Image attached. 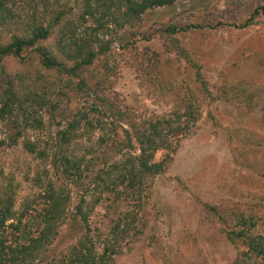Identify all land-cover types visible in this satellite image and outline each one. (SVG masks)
I'll list each match as a JSON object with an SVG mask.
<instances>
[{
    "label": "rangeland",
    "instance_id": "rangeland-1",
    "mask_svg": "<svg viewBox=\"0 0 264 264\" xmlns=\"http://www.w3.org/2000/svg\"><path fill=\"white\" fill-rule=\"evenodd\" d=\"M84 2L0 8L1 46L52 26L22 58L0 61V186H15V210L28 209L23 224L36 237L46 188L66 200L52 241L28 264H83L71 263L82 244L98 264H264L251 250L264 247L263 11L233 27L264 0H176L122 26L123 8L95 33ZM72 38L109 49L76 77L46 69L38 48L70 68L85 58ZM158 123L168 145L146 155L171 164L146 183L138 158Z\"/></svg>",
    "mask_w": 264,
    "mask_h": 264
},
{
    "label": "trees",
    "instance_id": "trees-1",
    "mask_svg": "<svg viewBox=\"0 0 264 264\" xmlns=\"http://www.w3.org/2000/svg\"><path fill=\"white\" fill-rule=\"evenodd\" d=\"M10 0H0V8L4 6V3ZM176 0H85L84 8L82 13V18L87 20V17H90L98 23L97 27L92 28V33L99 32L101 29H104V25H107L108 22L103 23L107 19H113L117 22L116 16L121 13V10L125 8V11L122 13V18L125 20L123 25L131 23L132 20L140 19L143 14L147 11L162 8L167 6H173ZM117 9V12L115 11ZM264 8L257 9L249 17V19L240 26H233L235 28L246 29L253 25V21L257 16H260ZM63 14L57 17L55 24H58L62 21ZM54 24V25H55ZM220 26L223 23L219 24ZM52 26L45 27L43 24L33 25L29 35L22 37H15L13 41L5 46L0 45V61L6 57H16L22 58V55L26 49L35 47L38 43L47 40L51 35ZM174 33L180 31L177 28L172 30ZM98 40V38H96ZM75 41L74 38L71 39ZM75 47L80 48L78 55L80 58L85 57L81 62H77L73 67H68L64 62L58 60L53 54L47 53L44 49L38 48V53L40 54L41 61L44 67L48 70H56L60 73L76 77L78 71L82 70L86 66L93 64L94 59L100 53L107 52L109 47H101L98 52L95 50L89 49L90 46L80 47L78 41L73 42ZM227 94L226 91H224ZM16 98L15 93H11L9 98L11 101ZM6 101L2 112L9 107V101ZM14 102V101H13ZM85 114H81L80 118L77 121H74L68 127L70 130H76V128L81 124L85 118ZM177 118V117H176ZM175 118V119H176ZM178 118H182L178 116ZM27 126H31L34 123L31 119H25ZM168 121V120H164ZM160 122V121H159ZM41 124V123H40ZM172 127V123H168ZM93 125H91L92 128ZM161 124L158 123L153 126L152 132H155V135L159 137V140L154 138L155 135L149 134L147 140L141 143L140 153L141 156L138 158L142 163V171L140 176V181H146L155 179L157 176L166 172L170 162H156L153 154L146 155L148 150L158 151L160 148L166 147L168 145L167 136L163 134V131L160 129ZM159 131V132H158ZM69 132L63 133V141L68 142L69 138L67 134ZM147 148L145 149V147ZM29 153L36 155L38 158H43V152L36 150L33 144L28 143L26 146ZM67 166L69 167L71 162L67 160ZM70 166L69 168H71ZM127 169V167H125ZM128 174H131L130 169L127 170ZM124 173V174H126ZM107 175V174H105ZM53 187V186H52ZM52 189L43 193V198L46 200L44 205L46 208L43 209L42 214L39 215V224L38 232L39 235L36 237V233H31L28 231L29 223H24V218L27 217L28 209L19 214L15 210L16 206V191L15 186L12 183H6L4 186H0V264H28L31 259L38 254V252L43 248L41 244H49L54 236V225L60 220L62 215L65 212L66 200L62 199L58 194L55 193L56 190ZM28 213V214H27ZM78 214L84 217L86 216L83 213L81 206L78 209ZM30 215V214H29ZM17 221L16 224L11 222ZM28 224V225H27ZM13 228L14 233H9V229ZM42 228V229H41ZM41 229V230H39ZM29 230H32L31 228ZM11 235L10 237L8 236ZM253 250L258 256L264 259V247L261 246H252ZM84 251V252H83ZM91 250L87 249L83 244L80 247H77L75 252V259L71 263H83V264H98V258H93L91 256Z\"/></svg>",
    "mask_w": 264,
    "mask_h": 264
}]
</instances>
